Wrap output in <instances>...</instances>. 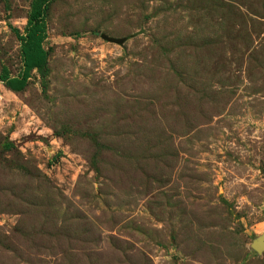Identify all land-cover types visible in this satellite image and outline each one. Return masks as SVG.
Wrapping results in <instances>:
<instances>
[{
	"label": "rangeland",
	"instance_id": "rangeland-1",
	"mask_svg": "<svg viewBox=\"0 0 264 264\" xmlns=\"http://www.w3.org/2000/svg\"><path fill=\"white\" fill-rule=\"evenodd\" d=\"M32 1L0 0V75ZM45 12L44 78L0 80V264H264V0Z\"/></svg>",
	"mask_w": 264,
	"mask_h": 264
},
{
	"label": "trees",
	"instance_id": "trees-1",
	"mask_svg": "<svg viewBox=\"0 0 264 264\" xmlns=\"http://www.w3.org/2000/svg\"><path fill=\"white\" fill-rule=\"evenodd\" d=\"M51 0H33L27 16L23 34L13 30L20 46L22 68L15 77H9L7 71L2 69L0 80L13 92L25 89L31 72L36 70L42 78L47 70V51L43 47L46 38L45 10Z\"/></svg>",
	"mask_w": 264,
	"mask_h": 264
},
{
	"label": "water",
	"instance_id": "water-1",
	"mask_svg": "<svg viewBox=\"0 0 264 264\" xmlns=\"http://www.w3.org/2000/svg\"><path fill=\"white\" fill-rule=\"evenodd\" d=\"M101 38L103 39V40H105V41H108V42H113V43H117V44H121L122 43V39H115V38H110V37H107V36H105V35H101ZM258 247V250L257 251H259L260 250V248H261V245H258L257 246ZM255 248V247H254Z\"/></svg>",
	"mask_w": 264,
	"mask_h": 264
},
{
	"label": "bare ground",
	"instance_id": "bare-ground-1",
	"mask_svg": "<svg viewBox=\"0 0 264 264\" xmlns=\"http://www.w3.org/2000/svg\"><path fill=\"white\" fill-rule=\"evenodd\" d=\"M255 247V246H254ZM255 249H257L258 250V248L257 247H255Z\"/></svg>",
	"mask_w": 264,
	"mask_h": 264
}]
</instances>
